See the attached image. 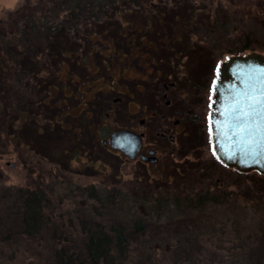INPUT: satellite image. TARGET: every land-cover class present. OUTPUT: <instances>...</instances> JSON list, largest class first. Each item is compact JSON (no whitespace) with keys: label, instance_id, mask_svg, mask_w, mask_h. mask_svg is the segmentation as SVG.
<instances>
[{"label":"rangeland","instance_id":"374dc122","mask_svg":"<svg viewBox=\"0 0 264 264\" xmlns=\"http://www.w3.org/2000/svg\"><path fill=\"white\" fill-rule=\"evenodd\" d=\"M256 1L205 0L204 5L207 13L213 14L219 4L222 12L245 21L241 13L249 8V4L255 6ZM58 2L67 0H0V20H11L12 23L14 20L10 16L25 8L21 19L14 18L15 29L23 31L27 22L28 26H33L34 14L41 18L42 24L47 19L52 24H64L62 19L66 13L56 11ZM195 2L198 7L199 0ZM168 3L171 5L173 1ZM151 20L152 13L148 9L137 13H133L131 7L114 10L108 23L118 25L128 40L112 42L98 37L99 42L90 44L92 53L99 55L97 60L82 58L77 63L76 56L69 64L59 65L56 79L47 80L48 83L37 79L35 91L44 102L34 123L38 132L31 136L23 130L7 132L6 126L0 133V264H56V250L65 248L68 253L72 249L81 253L84 231L98 225L107 230L118 223L126 226L135 263L169 264L167 258H163L166 254L182 259L185 253L192 252L202 256L201 264H264V197L261 205L251 203L247 194L244 199L213 208L226 209L228 205L233 208V213L223 211L219 216L225 225L200 234L203 245L192 241L199 235L197 218L202 213L182 201L176 203L173 197L175 193L184 195L187 191L200 189L216 191L222 187L230 193L235 188L238 190V186L241 192H248L250 182L258 177H245L217 166L207 173L212 180L209 185L202 178L184 176L173 187L171 180L154 181L160 176L151 170L153 173L148 176V162H141L138 157L130 160L121 152L101 144L112 132L127 126L137 133L148 130L137 122L138 118H147L138 105L148 96V43L159 51V42H168V36L176 35L167 32L164 24L152 25ZM240 24L236 21V26L240 27ZM99 26L92 23L78 25L80 38L84 39L90 31H97ZM230 26L235 29L234 24ZM155 27L164 31L154 34ZM235 34V30L230 37L224 33L225 41L219 42L222 48L230 45ZM191 38L194 43V37ZM261 39L254 42L256 48H264ZM195 43L197 47L189 51L191 56H183L182 48V51L179 49L182 54L176 56L190 59L191 68L199 65L201 74L208 73L215 60L218 66L231 56L219 55L218 48L214 52L208 42ZM166 48L171 54L168 58L173 59L177 50ZM29 93L23 94V102L28 101ZM114 98H122V102L113 103ZM18 123L19 120L15 122L17 126ZM59 125L61 128H57ZM73 129L78 134L79 147L73 141ZM62 148L68 152L60 154ZM146 148L148 137L142 141V153L146 154ZM80 149L81 153L73 157V151ZM197 152L200 158L196 162L207 163L206 148L202 155ZM215 179H218L217 186L213 185ZM36 189L43 191L47 198L48 203L43 209L45 222L38 234L26 235L19 216V196L21 191ZM134 219L143 220L142 231L134 230ZM237 236L243 244L238 240L231 246L230 240ZM149 257H156L157 261L151 262Z\"/></svg>","mask_w":264,"mask_h":264},{"label":"trees","instance_id":"16d2710c","mask_svg":"<svg viewBox=\"0 0 264 264\" xmlns=\"http://www.w3.org/2000/svg\"><path fill=\"white\" fill-rule=\"evenodd\" d=\"M172 1L173 4L170 5L169 0H158L156 3L153 0H77L76 2L67 0L64 3L58 2L56 6L57 12L66 13L62 19L64 24L49 23L50 19L42 24L41 18H37V14H34L35 17L31 21H35V24L28 26L27 22L25 25L27 27L23 31L19 28L15 29L16 20L14 18L21 19L25 8H21L10 16L14 20L12 23L11 20L6 22L0 20V133L6 129V126H8L7 132L9 130H23L24 132H30V136L37 131L34 123L39 114L40 106L44 103L42 98L39 99V93L35 91L37 79H41L44 83H48L47 80L56 79L59 65L64 62L69 64L76 56V61L78 59L80 61L82 58L97 60L99 55L92 53L93 48L90 44L99 42L98 37L112 42L122 39L128 40L121 33L118 25L108 23L114 10L129 9L131 7L133 13H137L139 10L148 9L152 13V25L159 27V25L164 24L167 26V32L176 34L168 36V42L172 44L166 46L170 47L171 50H177L174 53L175 56L182 54V49L185 51L183 56H189L191 54L189 51L197 47L195 42H208L210 49H214V52L218 48L219 55H238L250 51L263 53L264 48H256L254 42L256 43L259 37L264 40V0H257L253 7L248 3L249 8L241 13L245 21H240V18L237 19L234 15L230 17L228 12H222L223 9L219 4L213 14L207 13L204 5L205 0H199L198 7L195 4L196 0ZM148 2L149 5L146 4ZM29 11L33 12L32 10ZM236 21L241 23L240 27L236 26ZM82 23H92L100 26L97 31H90L84 39H81L77 26ZM230 24H234L235 29H231ZM157 27L153 30L154 34L158 31H164L163 28L157 29ZM234 30L237 34L232 36L233 40L230 45L222 48L219 42L225 41L224 33L230 37ZM217 34L222 35L223 38L218 37ZM143 36L145 34L139 40H142ZM191 37H194V43H191ZM78 40L83 41L85 44L81 45ZM157 40H163V38H157ZM170 55L169 53L165 54L167 57ZM47 87L49 88V86ZM25 92H30L27 102L22 100ZM36 109L37 111H35ZM18 120L17 126L15 122ZM59 127L61 128L60 125L57 128ZM73 132V141L75 146L79 147L81 145L77 143L78 134L75 129H73ZM60 150V154L68 152L66 148ZM79 153H81V149L74 150L73 157L75 154L79 155ZM190 172L191 169L190 171L186 170L185 176L198 178V172L192 174ZM236 173L245 177H258V179L254 178L253 181H249L251 185L248 192H241L238 186V190L235 188L231 193L225 191L222 187L216 191L200 189L199 191H187L184 195L181 192L173 195L176 203L182 201L187 207H192L202 213L197 218L200 227V231L197 232L199 235L192 238V241L196 242L197 245H203L199 237L200 234L213 232L217 226L220 228L225 225L222 217L219 216L223 211H226L227 214L233 213V208L227 207L228 205H226V209L220 208L217 210L213 208L244 199L247 194L251 203H254V205L255 203L262 204L264 175L256 172H250L249 174ZM204 180L212 183V180L208 178H203ZM213 185L217 186L215 181ZM234 186H237V184L234 183ZM176 190L179 192V189ZM20 194L21 210L19 216L23 233L36 235L45 222L43 209L48 203L46 195L40 189L24 190ZM230 195L231 198H228ZM207 205L210 207L209 209H207ZM226 222H228V219ZM132 227L136 231H142L145 224L142 219H134ZM194 229L196 230V228ZM83 234L84 240L81 253L73 249L68 253L65 248L56 250L54 254L56 264H140L139 262L135 263L134 256L130 251L124 224L118 223L110 226L107 230L98 225L94 229L84 231ZM238 240L240 239L237 236L231 239L229 243L234 246ZM239 243L243 244L241 240ZM166 256H163V258H167L169 264H201L202 261V256L199 253L194 254L192 252L185 253L182 259L170 258L171 256L168 254ZM150 260L151 262L157 261L156 257H149Z\"/></svg>","mask_w":264,"mask_h":264},{"label":"flooded vegetation","instance_id":"af4514ba","mask_svg":"<svg viewBox=\"0 0 264 264\" xmlns=\"http://www.w3.org/2000/svg\"><path fill=\"white\" fill-rule=\"evenodd\" d=\"M158 44L159 51L148 43V96L146 94L145 102L138 105L139 111L144 112L147 118H138L137 122L141 128L148 130L137 133L127 126L112 132L108 139L102 140V146L119 151L130 160L138 157L141 162H148V176L154 172L160 176L159 180L154 181L171 180L172 185H178L186 170L190 169L191 174L198 172L200 179L208 178L207 173L217 166L232 171L216 159L210 139L209 118L216 63L211 65L208 73L201 74L199 65L190 67V59L165 56L168 50L166 46L172 43L163 41ZM112 100L117 104L122 102V98ZM115 133L124 135L125 141H118L120 146L111 140ZM146 137L148 148L144 154L142 141ZM205 148L207 163L198 164L200 155L197 151L202 155ZM150 170L153 172L150 173ZM214 181L217 183L218 179ZM204 182L209 185V181ZM218 185L221 186V183Z\"/></svg>","mask_w":264,"mask_h":264},{"label":"water","instance_id":"95a60500","mask_svg":"<svg viewBox=\"0 0 264 264\" xmlns=\"http://www.w3.org/2000/svg\"><path fill=\"white\" fill-rule=\"evenodd\" d=\"M262 78L264 54L257 51L228 56L216 69V79L212 88V112L209 118L213 126L210 134L212 152L224 166L239 173L256 172L264 175V153L246 151L239 145L237 139H228L224 135L228 119L226 109L239 98V94L249 90L250 84L259 86ZM112 139L114 142L125 141L122 133L113 134Z\"/></svg>","mask_w":264,"mask_h":264},{"label":"snow or ice","instance_id":"6c2138e0","mask_svg":"<svg viewBox=\"0 0 264 264\" xmlns=\"http://www.w3.org/2000/svg\"><path fill=\"white\" fill-rule=\"evenodd\" d=\"M226 116L224 135L228 139H237L246 151L264 153V78L259 86L250 84L248 91L239 94L227 107ZM212 131L210 122V134Z\"/></svg>","mask_w":264,"mask_h":264}]
</instances>
